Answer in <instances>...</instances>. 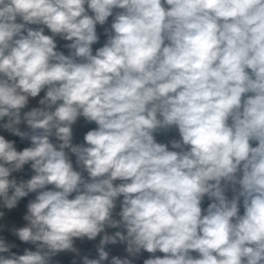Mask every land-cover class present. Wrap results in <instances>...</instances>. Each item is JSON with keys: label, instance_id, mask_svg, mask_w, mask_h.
I'll return each instance as SVG.
<instances>
[{"label": "clouds", "instance_id": "obj_1", "mask_svg": "<svg viewBox=\"0 0 264 264\" xmlns=\"http://www.w3.org/2000/svg\"><path fill=\"white\" fill-rule=\"evenodd\" d=\"M0 264H264V0H0Z\"/></svg>", "mask_w": 264, "mask_h": 264}, {"label": "crops", "instance_id": "obj_2", "mask_svg": "<svg viewBox=\"0 0 264 264\" xmlns=\"http://www.w3.org/2000/svg\"><path fill=\"white\" fill-rule=\"evenodd\" d=\"M32 104L34 105L35 104V101H32ZM89 127H94V125H90ZM82 131H83V129H81V130L78 131V139H81L82 138ZM158 139H163V137H158ZM205 206H206V203H205Z\"/></svg>", "mask_w": 264, "mask_h": 264}]
</instances>
